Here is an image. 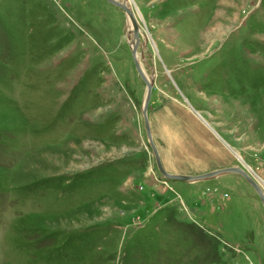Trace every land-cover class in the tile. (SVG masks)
<instances>
[{
  "label": "rangeland",
  "instance_id": "1",
  "mask_svg": "<svg viewBox=\"0 0 264 264\" xmlns=\"http://www.w3.org/2000/svg\"><path fill=\"white\" fill-rule=\"evenodd\" d=\"M127 3L165 171L264 192V0ZM128 27L106 0H0V264H264L241 176L158 171Z\"/></svg>",
  "mask_w": 264,
  "mask_h": 264
},
{
  "label": "water",
  "instance_id": "2",
  "mask_svg": "<svg viewBox=\"0 0 264 264\" xmlns=\"http://www.w3.org/2000/svg\"><path fill=\"white\" fill-rule=\"evenodd\" d=\"M109 4L121 9L126 15L130 17L131 24H132V34H133V40L131 43H129V48H130V53L132 57V61L135 67V70L140 77V79L143 81L146 87V94H145V99H144V104L142 108V115H143V121H144V127H145V132L147 139L150 143L151 149L154 153L155 157V162L158 171L160 174L167 180H172V181H180V182H193V181H199V180H205L209 178L216 177L221 174H235L241 176L247 184L253 189V191L256 193V195L259 198V201L264 209V193L260 185L257 183L256 180H254L247 172H245L242 168L239 167H230L226 169H221L217 171H213L204 175H199V176H186V175H174V174H169L168 172L165 171L161 164V160L159 157V154L157 152V149L152 141L151 137V132L149 128V122L147 119V107L149 105L150 97H151V91H152V82H150L147 77L145 76L143 70L141 69V66L137 60V55H136V50H137V45L139 42V26L137 23V20L135 18V15L133 11L127 7L125 4L124 0L123 1H118V0H106ZM129 40V39H128ZM239 159V158H238Z\"/></svg>",
  "mask_w": 264,
  "mask_h": 264
},
{
  "label": "bare ground",
  "instance_id": "3",
  "mask_svg": "<svg viewBox=\"0 0 264 264\" xmlns=\"http://www.w3.org/2000/svg\"><path fill=\"white\" fill-rule=\"evenodd\" d=\"M123 1V0H122ZM128 0H124V2H125V4L127 5V7H129L130 9H131V6L130 5H128ZM130 1V0H129ZM126 17H127V24H128V28H129V30H128V32H129V40H131V42H132V39H133V34H132V30H133V28H132V24H131V20H130V17L128 16V15H126ZM130 42V43H131ZM146 75V74H145ZM146 77H147V75H146ZM148 78V77H147ZM148 80H149V78H148ZM150 82H151V80H150ZM264 193V192H263Z\"/></svg>",
  "mask_w": 264,
  "mask_h": 264
}]
</instances>
